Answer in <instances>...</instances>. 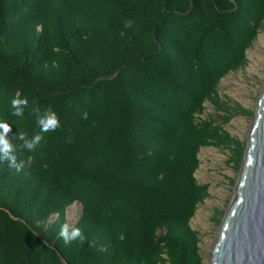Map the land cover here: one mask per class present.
<instances>
[{"label":"trees","instance_id":"16d2710c","mask_svg":"<svg viewBox=\"0 0 264 264\" xmlns=\"http://www.w3.org/2000/svg\"><path fill=\"white\" fill-rule=\"evenodd\" d=\"M263 21L264 0H0V264H203L198 151L239 166L222 124L252 111L217 86Z\"/></svg>","mask_w":264,"mask_h":264},{"label":"rangeland","instance_id":"374dc122","mask_svg":"<svg viewBox=\"0 0 264 264\" xmlns=\"http://www.w3.org/2000/svg\"><path fill=\"white\" fill-rule=\"evenodd\" d=\"M247 61L237 70H229L223 75L217 86L221 99L227 98V105L240 104L245 109H251V113L238 112L222 125L232 135L237 136L245 146L248 132L254 117L256 99L264 80V21L262 27L254 38L251 46L246 50ZM227 110L215 109L211 101H204V108L196 115L198 118H207L224 114ZM231 149L224 146L202 145L198 151L199 164L195 170L196 179L199 182L208 183V195L198 203L197 208L190 218V224L200 232V252L202 263L210 264L212 245L215 241L220 221L232 200L236 179L240 172V166L235 167L229 159ZM220 210L218 219L214 218L215 210ZM81 212V204L74 201L66 207L65 215L67 223H73ZM56 214H52L49 220H53Z\"/></svg>","mask_w":264,"mask_h":264},{"label":"water","instance_id":"95a60500","mask_svg":"<svg viewBox=\"0 0 264 264\" xmlns=\"http://www.w3.org/2000/svg\"><path fill=\"white\" fill-rule=\"evenodd\" d=\"M75 221L66 222L65 227ZM210 264H264V80L233 197L212 245Z\"/></svg>","mask_w":264,"mask_h":264}]
</instances>
